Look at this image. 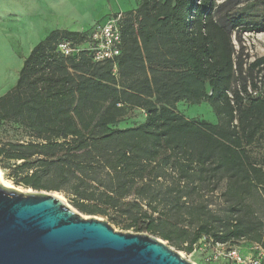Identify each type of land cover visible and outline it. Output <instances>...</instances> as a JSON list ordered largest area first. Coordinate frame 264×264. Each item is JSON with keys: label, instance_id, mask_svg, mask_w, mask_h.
I'll return each instance as SVG.
<instances>
[{"label": "trees", "instance_id": "16d2710c", "mask_svg": "<svg viewBox=\"0 0 264 264\" xmlns=\"http://www.w3.org/2000/svg\"><path fill=\"white\" fill-rule=\"evenodd\" d=\"M89 33L50 31L0 96L6 178L177 250L247 241L264 253V54L242 42L264 33V0H138L103 61ZM179 103L207 104L216 122ZM132 110L143 121L119 128Z\"/></svg>", "mask_w": 264, "mask_h": 264}, {"label": "water", "instance_id": "95a60500", "mask_svg": "<svg viewBox=\"0 0 264 264\" xmlns=\"http://www.w3.org/2000/svg\"><path fill=\"white\" fill-rule=\"evenodd\" d=\"M0 264H193L164 241L115 232L59 196L0 184Z\"/></svg>", "mask_w": 264, "mask_h": 264}, {"label": "rangeland", "instance_id": "374dc122", "mask_svg": "<svg viewBox=\"0 0 264 264\" xmlns=\"http://www.w3.org/2000/svg\"><path fill=\"white\" fill-rule=\"evenodd\" d=\"M137 3L138 0H0V96L11 89L23 60L34 45L50 31L91 32L94 25L104 21L109 16L131 11ZM246 6L253 13L261 10L259 6L255 5L254 1H250ZM242 42L245 53L248 54L250 59L264 54V33L244 34ZM235 45L237 46L236 43ZM177 111L186 118L205 120L210 123L216 122L213 112L205 103L191 106L179 103ZM143 119L144 114L142 112L132 110L117 126L125 128L137 125ZM1 173L4 180L13 189L23 192H40L17 186L6 178L7 174L5 172L1 171ZM46 193L59 196L67 205L73 208L72 203L63 195L55 192ZM80 214L83 218L92 216ZM94 217L107 222L104 217ZM118 219L125 221L123 217ZM110 226L115 232L133 233L132 231H123L118 227ZM144 234L158 238L151 233ZM165 244L168 245L167 242ZM170 247L190 263L209 264L203 260L199 247H195L190 253ZM223 247L237 248L242 256L254 258L260 264H264V253L250 242L240 241L225 244Z\"/></svg>", "mask_w": 264, "mask_h": 264}, {"label": "built area", "instance_id": "2783aa9c", "mask_svg": "<svg viewBox=\"0 0 264 264\" xmlns=\"http://www.w3.org/2000/svg\"><path fill=\"white\" fill-rule=\"evenodd\" d=\"M122 19L123 14L117 13L93 26L88 36L89 42L86 50L93 54L95 61L108 60L118 56ZM58 49L64 56L72 52L68 43L60 44ZM199 251L203 255V260L209 264H260L254 258L242 256L237 248H226L223 245H213L211 242L202 243L199 246Z\"/></svg>", "mask_w": 264, "mask_h": 264}, {"label": "bare ground", "instance_id": "6f19581e", "mask_svg": "<svg viewBox=\"0 0 264 264\" xmlns=\"http://www.w3.org/2000/svg\"><path fill=\"white\" fill-rule=\"evenodd\" d=\"M0 184L4 187H7V188H13L11 185H9L5 180H4V177L0 171ZM28 192V191H27Z\"/></svg>", "mask_w": 264, "mask_h": 264}, {"label": "crops", "instance_id": "0c3cea01", "mask_svg": "<svg viewBox=\"0 0 264 264\" xmlns=\"http://www.w3.org/2000/svg\"><path fill=\"white\" fill-rule=\"evenodd\" d=\"M42 1H44V0H42ZM135 7H136V5H135ZM135 7H134V8H135ZM134 8H133V9H134ZM44 37H45V36H44ZM44 37H43V38H44ZM43 38H42V39H43ZM42 39H41V40H42ZM38 42H39V41H38ZM38 42H37V43H38ZM37 43H36V44H37ZM36 44H35V45H36ZM35 45H34V46H35ZM21 66H22V65H21ZM20 68H21V67H20ZM19 70H20V69H19ZM19 70H18V73H19ZM18 73H17V76H18ZM16 79H17V78H16ZM15 81H16V80H15ZM12 87H13V86H12ZM12 87H11V88H12ZM9 90H10V89H9Z\"/></svg>", "mask_w": 264, "mask_h": 264}]
</instances>
